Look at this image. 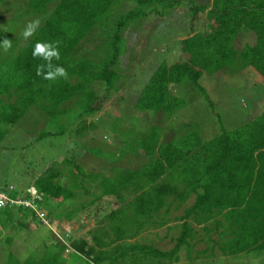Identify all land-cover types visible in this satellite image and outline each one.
Segmentation results:
<instances>
[{
    "label": "trees",
    "instance_id": "16d2710c",
    "mask_svg": "<svg viewBox=\"0 0 264 264\" xmlns=\"http://www.w3.org/2000/svg\"><path fill=\"white\" fill-rule=\"evenodd\" d=\"M124 1H132L138 7L126 12L113 10ZM190 1L193 4L185 7V3L177 9L179 0H0V10L9 14L8 26L15 28L39 21L35 34L28 38L23 35L27 26L20 30L22 47L16 53L0 52L3 62L0 144L6 135L4 125L15 126L31 107L38 110L44 121L54 125L75 109V118L82 125L72 128L67 123L54 136L64 135L69 128L75 129L73 133L79 139L71 138L73 141L82 140L83 145L94 142L90 144L92 150L96 155L102 154L99 147L105 146L98 134L100 128L106 129V123L98 125L95 120L86 123L97 113L93 86L94 83L103 85L110 97L120 90V81L125 76L120 74L118 61L126 44L125 30L139 27L140 20L148 16L139 6L150 3L149 9L153 7L151 3L159 2L163 10H168L170 16L163 12L170 22L176 12L188 33L179 42L178 60L170 64L162 61L148 77L135 102L125 105L128 118L115 117L108 122L114 125L115 135L106 146H114L115 151L108 148L110 155L104 157L105 170L116 169L104 177L101 173L92 176L95 181L92 186L101 187L100 194L91 192L92 186L89 191L85 189V182L88 184L92 174L85 176L76 166L70 172L51 167L32 183L40 198L34 200L37 212L42 202L47 208L54 204L59 208L66 201H73L76 192H81L83 198H91L86 201L88 205L81 207L89 217L99 214L98 204L103 199L118 200L116 209L108 210L104 217L107 230L98 232L94 246L72 243L67 261L63 252L68 248L64 244L29 245L27 253H21V249L12 248L13 239L8 238L7 264H178L180 250H185L189 260L194 254L193 261L210 248L211 252L212 249L220 251L222 256L264 252V110L238 129L227 132L220 126L214 133L211 128L206 136L189 132L165 137L161 130L165 124L137 129L139 122L149 124L144 116L162 115V120L181 118L186 108L182 101L184 89L193 88L198 95L207 97L199 84L201 78L234 73L237 63L257 73L264 85V0ZM160 8L156 5L149 13L163 17ZM202 15L211 27L197 32L193 26ZM5 39L10 40L0 27V49ZM239 41L242 42L240 49L236 47ZM91 42L96 45L95 52L103 55L90 60L83 53ZM38 44L49 45L58 52L59 59L53 57L50 61L51 69L49 61L36 53ZM38 66H43L40 75ZM56 67H63L68 78L46 79L47 73ZM197 126L200 129L198 122ZM84 130L91 133L87 141L89 133L84 134ZM128 156L141 157L146 163L131 169ZM126 160L129 167H125ZM8 186L4 184L0 191L7 192ZM131 190L135 196L123 202L122 195ZM19 193L15 188L8 195L14 198ZM89 193L93 196H88ZM25 195L21 197L32 199L29 192ZM40 212L51 222H58L50 211ZM73 214L70 210L64 217L66 224L71 223ZM29 217L36 220L32 209H0L2 228L14 220L22 225L23 218ZM191 223L201 226L200 231H193ZM163 228L168 236L174 234L171 236L174 246L169 250L157 248L159 243L154 239L161 238L153 237L152 233L143 236L147 230L154 232ZM199 234L206 243L201 251L195 250V244L191 243ZM95 247L99 249L95 251ZM37 252L41 255H34ZM71 255L78 260L71 259Z\"/></svg>",
    "mask_w": 264,
    "mask_h": 264
},
{
    "label": "rangeland",
    "instance_id": "374dc122",
    "mask_svg": "<svg viewBox=\"0 0 264 264\" xmlns=\"http://www.w3.org/2000/svg\"><path fill=\"white\" fill-rule=\"evenodd\" d=\"M151 4L153 7L149 9L147 7L150 3L139 6V9L143 13L148 14L145 19L140 20V26H131L130 29L125 30L124 40L126 44L124 52L118 61L120 74L125 76V80L120 81V90L118 93L110 97L103 85L94 83L93 86L96 97L94 109L97 113L91 116L86 123L92 120L99 122L98 125L106 123V129L100 128L98 134L100 142L105 146L104 148L99 147V149L103 150L102 154L96 155L94 153L95 151L92 150L93 146L90 145L94 142L87 141L91 137L90 130H86L87 132L84 130V134L89 133L86 139L87 142L84 145L82 144V140L73 141L79 138H75V134L73 133L75 129L72 128L82 125V121L75 118V109L65 118H61L57 126L48 120L44 121L38 113V110L35 107H31L18 124L10 127L4 125L6 135L0 144V189L4 187V184L13 185L19 189V196L25 197L27 187L31 186L34 180L44 171L54 166L66 172H70L76 166L85 176L92 174L88 184L85 182V189L88 191L95 182L92 178L94 174L101 173V176L104 177V175L113 173L112 170L116 169L115 167L105 170L107 161L104 157L110 155L108 148L113 152L115 151L114 146H106V142H111L112 137L115 135L113 131L114 125L108 124V122H112L115 117L128 118L129 111L125 108V105L135 102L148 77L162 61H167L170 64L178 60L180 56L179 42L188 35L187 31L183 29V25L180 23V17L175 11V14L172 15L173 22H170L168 10H163L159 2H153ZM183 4H185V7H188L193 2L190 0H179V3L175 7L177 9L182 8ZM156 5L161 6L159 11L167 12L169 16L167 17V14H164V12L162 13V15L164 14L163 17L149 13V11L155 9ZM137 7L132 1H124L114 6L113 10L126 12L128 10H134ZM0 15L2 33L8 34L11 41V47L6 49L2 45L0 52L4 54L10 53L11 55V53L14 51L16 53L22 47L19 32L27 25H16L15 28H12L6 23L9 14L0 10ZM195 23L193 27L194 30H198L197 32L210 30L211 25L206 22L204 15ZM95 47L96 45L94 43H89L86 46L87 51L85 54L83 53V56L87 57L89 55L88 58L91 60L96 59L97 55H103L101 53L97 54ZM236 47L240 49L242 42L239 41L236 43ZM99 63L100 60L98 59L97 64ZM2 65L3 62L0 59V68H3ZM229 73H224L223 76L217 73L212 78H207L206 76L201 78L199 84L204 89L207 97L201 94L198 95L193 88L184 89L185 92L182 94V97H184L182 101L186 104V108L181 118L176 116L170 120H162V115H158V117L144 116L149 121V124L144 125V123L141 124L139 122L137 129L153 126L158 127L165 124L161 128L165 137L167 134L176 136H180L181 134L188 135L189 132L206 136L207 131L210 134L211 128H213L212 133L219 130L220 126L227 132H230L252 121L264 110V85L261 78L250 68H244L239 63H237V69L234 70V73ZM209 101L211 102L210 107L208 106ZM197 122L200 125V129L197 126ZM67 123L72 128H69L66 131L67 133H64L62 136H54V134L60 131L59 127H67ZM169 128L171 129L169 130ZM50 133L54 137L47 135ZM63 160L64 162L60 163ZM127 160L132 161L131 169L140 168L138 165L146 163L145 159L141 157L135 158L134 156H128ZM127 160L125 167H129L130 164L127 163ZM123 169L124 165L121 167V170ZM100 188L97 185L92 186L91 192L100 194ZM88 196L92 197L93 193H89ZM122 196L124 197L123 202H129L133 199L135 193L131 190ZM89 199L91 198H83L81 192H76L73 201H66L65 205L59 208L55 204L47 208L42 202L40 204V211L46 213L50 211V215H54L53 218L57 219L58 222H51L46 217V220L49 222L41 224L39 221L29 217L26 220L23 218V222L21 221L22 225H19L16 220L7 223L6 228H2L0 225V264H7V253L10 250L8 247L10 245L6 243V239L8 238L13 239L12 248H16L15 251L21 249V253H27L26 247L29 245L43 246L47 244L50 246L55 243L56 246H60V244H64L68 248L67 251L63 252L66 261L72 252V243L83 242L87 246H94V237L98 236V232L100 234L102 230H107L108 228V223L104 217L108 213V210L116 209L114 206H118L119 201L103 199L98 204L101 207L99 214L96 217H92L91 214L93 212H91V217H89L81 209L83 205H88L86 201H89ZM70 210L74 211V214L71 223L66 224L64 217L70 214ZM25 224L31 226V228L29 229ZM191 226L195 232H199L201 229V226H195L193 223H191ZM164 229H159L154 232L153 230H147L143 236L152 233V236L154 235L153 237L157 236L161 238L154 239L159 243L157 248L169 250L174 246V240L171 241V236L173 237L174 234L168 236L167 231ZM213 237L216 238L214 235ZM203 240L204 238H202L201 234L191 240V243L195 244V250L201 251L205 249L206 243ZM98 249L95 247V251ZM210 249L207 250L206 254H200L196 261H193L194 254L190 255V261L187 258L188 255L186 256L185 250H180V262L178 264H264V252L222 256L220 251L212 249L213 252H211ZM34 255L41 254L37 252ZM70 257L71 259H77L73 255Z\"/></svg>",
    "mask_w": 264,
    "mask_h": 264
},
{
    "label": "clouds",
    "instance_id": "9594fccd",
    "mask_svg": "<svg viewBox=\"0 0 264 264\" xmlns=\"http://www.w3.org/2000/svg\"><path fill=\"white\" fill-rule=\"evenodd\" d=\"M39 24V21H33V22H30L27 27L25 28L24 32H23V35L25 38H28L32 35L35 34V30L37 28ZM4 47L7 49L8 47H11V41L8 40V39H5L4 40ZM36 53L40 54L43 56L44 59L48 60L49 61V64H48V67L51 69L53 66L51 65L50 61L53 57H55L56 59H59V54L58 52L55 50V49H52L49 45H40L38 44L37 45V48H36ZM34 53V55L36 54ZM42 68L43 66H38L37 67V74L40 75L41 72H42ZM57 76H61V77H64L65 79L68 78V74L66 72V70L63 68V67H56L54 71H49L47 73V76L45 77L46 79H54L55 77ZM9 186H12L14 189L16 187H14L13 185H9ZM8 186V187H9ZM8 187L6 189H8ZM32 192H35L36 194V190L35 188L31 185V186H28L26 191L29 192L31 194V191ZM14 191V190H13ZM32 196V195H31ZM37 196V195H36ZM39 198V196H37ZM14 198H20V199H23L25 200V198L21 197V196H15ZM40 200V198H39ZM8 207V206H6ZM22 207V206H21ZM4 208V207H3ZM9 208H13V209H17L19 207H9ZM25 208V207H23ZM2 209V208H1ZM26 209H30V208H26ZM38 213H42V212H38ZM36 214V213H35ZM43 214V213H42ZM44 215V219L43 221L41 219L38 218V216L36 217V221H39L41 224H46V222H49L48 220H46V215ZM217 251V250H216Z\"/></svg>",
    "mask_w": 264,
    "mask_h": 264
},
{
    "label": "built area",
    "instance_id": "2783aa9c",
    "mask_svg": "<svg viewBox=\"0 0 264 264\" xmlns=\"http://www.w3.org/2000/svg\"><path fill=\"white\" fill-rule=\"evenodd\" d=\"M14 188L12 186H9L7 189V192H1L0 191V209L3 207H25V208H30L33 211H35L36 215L38 216L39 219H41L43 221L44 219V215L42 213H38L36 211V207L34 205V200L39 198L36 196L35 192H31L32 195V199L31 200H23L20 198H12L10 197L8 194L10 193V191H13Z\"/></svg>",
    "mask_w": 264,
    "mask_h": 264
}]
</instances>
